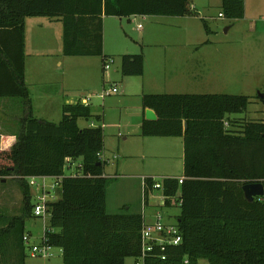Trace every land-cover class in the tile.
Wrapping results in <instances>:
<instances>
[{
    "label": "trees",
    "instance_id": "1",
    "mask_svg": "<svg viewBox=\"0 0 264 264\" xmlns=\"http://www.w3.org/2000/svg\"><path fill=\"white\" fill-rule=\"evenodd\" d=\"M190 5V0H0V99H21L24 106L15 144L9 151L0 149V179L16 180L22 207L15 217L0 214V236L18 238L19 264H25L26 220L35 218L31 177L61 178L60 198L47 204L44 236L60 249L62 264L136 259L144 226L141 214L106 212L109 179L103 173L106 163L97 156L104 148L103 128L77 124L79 119L99 122L101 116L82 101L64 103L58 123L33 115L25 84V19L59 21L63 56L100 57L104 63L103 17L193 16ZM221 16L242 19L244 0H221ZM121 71L141 76L142 55L121 56ZM260 101L263 119L245 121L229 115L246 110L247 96L143 95L142 108L153 110L157 119L143 120L141 135L183 140L182 178L162 181L165 206L180 201L175 223L182 240L164 251L154 248L144 264H264V196L249 202L242 191L246 183L264 186V92ZM69 159L80 161L74 176L64 175ZM153 183L151 178L143 183L144 203Z\"/></svg>",
    "mask_w": 264,
    "mask_h": 264
},
{
    "label": "rangeland",
    "instance_id": "2",
    "mask_svg": "<svg viewBox=\"0 0 264 264\" xmlns=\"http://www.w3.org/2000/svg\"><path fill=\"white\" fill-rule=\"evenodd\" d=\"M190 4L195 9L193 16L137 19L142 27L141 31H137L133 24L126 20L121 23L123 30L107 26L104 51L145 54L143 57L146 70L141 76H124L121 71L122 54L103 52L109 57L108 59L112 60L107 71L108 80L106 82L100 57L63 56L60 22H51L46 17L28 19L25 26L26 81L31 95L35 98L40 97V100H35L34 115L50 122L61 120L62 113L59 106L61 105L59 98L61 86L59 81H55V77L58 79L60 76L58 74L64 71L67 78L65 93L70 95L75 102L88 98L92 113L103 115L106 125L114 124L122 110L134 106L133 98L137 93V83L150 79V73L154 67L152 61L159 54V58L170 62L167 65V85L171 82L172 88L167 86V94L183 93L180 92L184 91V88H181L184 84L182 80L187 79L183 74L186 73L188 76L187 71L190 65L187 61L191 59L189 62H195L192 68L196 65L199 67L203 63L205 80L219 86V90L215 91L216 95L250 97L246 110L229 115L230 119L245 121L263 119V104L259 94L264 92V0H244V16L234 21L219 16L221 0H190ZM205 25L209 32L206 31ZM191 43L198 45L196 50L195 46H190ZM59 62L62 63L60 68L57 66ZM162 62L165 63L164 61L160 63ZM157 67H162V64ZM114 85L119 92L117 96L126 93L130 96L128 101L125 99L117 103L114 97L103 99L99 97L104 90H110ZM46 94H51L52 96L49 97L51 99H46ZM1 101L17 102L15 103L17 105L10 107ZM16 110L24 112L21 99H0V133L12 129L13 121L10 116L15 115ZM91 121L96 125L102 124V121L98 122L96 118H92L90 122L79 119L77 124L83 128ZM117 132L127 133L124 128L103 130V137L107 136L105 155L110 160L103 169L104 176L109 179L106 189V212L110 215L141 214L145 222L151 224L154 221L153 213L158 211L163 215L166 223H175V216L178 215L179 209L176 206L158 207L156 204L160 203L162 197L159 190L149 193L148 204L144 203L142 180L138 171L140 159L133 156L136 155V151L132 139L122 141V137L117 136ZM16 139L17 136L15 142ZM168 140L178 142V144L181 142L178 137H170ZM121 148L132 151L122 152ZM175 149L174 145L171 157L167 161L170 162L176 177H180L183 174L180 161L182 146L178 145V152ZM112 156H117L118 159H113ZM79 164V160L73 161L70 165L67 164L64 175L74 176ZM156 180H161V178L157 177ZM54 182L52 178L46 179L48 185ZM56 188L53 194L54 201L60 198L59 187ZM30 189L34 204L38 190L34 186H30ZM21 203V190L16 180L0 179V213L19 215ZM48 218L49 216L46 215L26 220L25 232L30 234L29 245L41 241ZM23 253L25 264H62V254L56 247H52L50 258H32L28 245H25ZM134 263V258H127L124 261V264Z\"/></svg>",
    "mask_w": 264,
    "mask_h": 264
},
{
    "label": "crops",
    "instance_id": "3",
    "mask_svg": "<svg viewBox=\"0 0 264 264\" xmlns=\"http://www.w3.org/2000/svg\"><path fill=\"white\" fill-rule=\"evenodd\" d=\"M191 8L195 12L194 7L191 6ZM220 15H221V12L219 13V16ZM145 17L181 18V17H177V16H167V15H134V16H131L129 19L124 18V17H112V16L103 17V52L112 53V54H122V56L123 55H137V54L119 53L120 51H118V52L115 51V53H113V51H104L105 47H106V42H105L106 29H107V26H109V27H113V28L115 27L117 30H120V29L123 30V26L121 25V23L123 22V20H126L128 23L133 24L134 28L137 31H141L142 27L140 29L137 28V25L140 24L137 21V19L145 18ZM28 19H32V18L30 17V18L25 19L24 27L26 26V22ZM32 21H35V20H32ZM49 21L52 22L55 20H49ZM57 22H59V21H57ZM205 27H207V26L205 25ZM206 31L209 32L208 29H206ZM25 42H26V40H25ZM190 46H195V50H196L198 45L196 43H191ZM25 48H26V45H25ZM104 55L107 58H109L106 54H104ZM158 55L159 54H157L156 57L154 58V60L152 61L154 67L150 73V79L147 81H142L140 83L139 82L137 83L138 84L137 88H136L137 93L133 98V101L135 103L134 106H132L131 108L122 110L118 114V119L116 120V122L114 124H111V125H106V123L104 122L105 118L103 117V115L101 116V121H102L101 126H102L103 130H107V128H109V129L115 128L118 130L124 128L127 133L121 134L120 132H117V136L122 137V141H128L130 138L132 139L134 150L136 151V155H133V156H135L137 159H140V162H141L140 165L138 166V171L140 172L139 175H140V178L142 180V188H143V178H146V179L151 178L154 180L157 177H160L161 179L178 178L179 177V176L176 177L174 170L172 169L171 164H169L170 162L167 161V159H170V157H171V153L173 151L174 145L176 146V149H175L176 152H178V145L182 146L180 161L182 163V169H183V140H182V138H179L181 142H180V144H178V142L168 140V138H170V137H143L141 135V125L143 123V120H146L145 119V110L146 109L142 108V103H141V98L143 97V95H185V94L186 95H216L215 91L219 90V86L217 84L215 85V84H213V82L211 84L209 80H205V77L203 75V68H202L203 63L200 64L199 67H197L198 65H196L195 68H192L191 66H193L195 64V62H189L191 60V59H189L187 61V64L190 65L188 67L189 69L187 71L188 76L186 73L183 74V75H186L187 79L182 80V82L184 84L181 86V88H184L183 90L185 92L180 91L183 93H179V94L169 93V94H167V86H168V88H172L171 82H169V85H167V65L170 64V62H167V59L162 60L161 58L158 57ZM143 56H145V54H143L142 57ZM161 61H164L165 63H163V62L160 63ZM61 64L62 63L59 62V64L57 63V66L60 68ZM159 64L160 65L162 64V67H160V68L157 67V66H159ZM196 64H198V62ZM145 70H146V66H145V61H144V57H143V73H142V75H144ZM66 72L67 71L65 70V73ZM102 72L104 74L103 77H104V80L106 82L108 80V73L103 70V63H102ZM172 74L173 73H171L169 75H172ZM58 75H60L61 78H60V76H58V79L55 77V81H59L58 83H60V86H61V93H60V97H59L61 100V105H59L60 110H61L62 105L64 103H74L75 101H73L71 99L72 97L70 95L65 93L66 92L65 88H67V85H66L67 84V78H66V75L64 74V71ZM25 84H26L28 91H29L30 90L29 85L26 81V66H25ZM29 94H30L32 110H33V115H34L35 100H40V97L35 98L33 95H31L30 91H29ZM117 95H119V92L117 94H112V95L106 96V97H114L113 99H115V101L117 103H120V102L124 101L125 99L128 101L129 97H130V96L126 95V93H124L122 95L120 94V96H117ZM220 95H222V94H220ZM223 95H225V94H223ZM45 96H46L45 97L46 99H51L49 97H51L52 95L46 94ZM84 99H81V101H83ZM1 103H5V105L10 106V107L17 105V104H15L17 102H12V101H7V102L1 101ZM84 103L89 104L88 101L84 102ZM91 113H92V110H91ZM34 116L39 120L46 121L45 119H43L41 117H38L36 115H34ZM10 117H11V121H13V123L11 124L12 129L10 131H6V132L4 131V132L0 133V149L5 150V151H9L10 147L15 144V137L17 136V134L20 130L19 121L23 117V112L16 110L15 115H12ZM156 119H157V116H156ZM47 122H50V121H47ZM58 122L59 121H57V122L53 121V123H58ZM2 124L4 125V123H2ZM92 126H96V124L91 122L89 124H86L83 128L92 127ZM224 126L226 129L230 128V124L227 122H225ZM105 137L107 138V136H105ZM106 138L103 137V144H104L103 155L105 158L109 159V157H106V155H105L106 154V148H105V139ZM121 150H122V152L132 151V150H128L126 148H123V149L121 148ZM114 157H116V158H114ZM112 158L116 159V160L118 159L117 156H112ZM179 178H182V176H180ZM152 192L153 191H150L149 193H152ZM148 200L149 199H147L146 204H148ZM156 205L158 206L159 202ZM0 214H3V213H0ZM5 214L7 216L9 215L6 212H5ZM5 214H3V215H5ZM9 216L15 217L17 215H9ZM47 224H48V221L45 224L44 228L47 226ZM43 232H44V229H43ZM27 234H29V233H27ZM0 237H1V239L3 238V241L0 244V264H19L20 254H21V245H20V242H18V238H15L12 234H4V235H1Z\"/></svg>",
    "mask_w": 264,
    "mask_h": 264
},
{
    "label": "built area",
    "instance_id": "4",
    "mask_svg": "<svg viewBox=\"0 0 264 264\" xmlns=\"http://www.w3.org/2000/svg\"><path fill=\"white\" fill-rule=\"evenodd\" d=\"M221 16V15H220ZM137 28L140 29L141 26L137 25ZM112 63L111 59H106L103 63V70L107 72L109 69L110 64ZM118 89L115 86H112L110 90H104L102 94L100 95L101 98H104L106 96H110L112 94H117ZM88 98H85L82 102H87ZM99 159L105 163H109V159L105 158L103 155V152H100L97 154ZM116 158V157H114ZM73 161L68 160L67 164H71ZM80 166V164H79ZM78 166V167H79ZM47 177H31L28 179V184L31 187H36L37 192L35 194V203L33 204L32 213L35 218H40L44 216H49L48 213V206L47 204L49 202L54 201L53 194L57 190V186H60L61 178H52L55 180L53 184H46ZM146 180V178H143V183ZM153 180V179H152ZM154 179V183L152 185V191L153 190H159L162 193V181ZM38 181V182H37ZM179 184L182 182V179H178ZM160 203L158 207H166L165 201L167 200L166 197L162 195L160 199ZM146 204V203H145ZM180 205V201L177 204H174V206L178 207ZM154 221L153 223H146L144 220V226L140 232V255L135 259L134 264H144V260L147 255L150 254L154 250V248H160L161 251H164L166 247L168 246H176L181 243V235L180 232L176 226V223H166L164 221L163 215L156 211L153 213ZM45 231V228H44ZM29 237L30 234L25 233V235L22 238L23 244L28 245V248L30 250V256L32 258L40 257V258H50L51 255V249L52 247L47 243V239L44 236V232L41 237V241L39 243H34L29 245ZM165 257L161 255V259H164Z\"/></svg>",
    "mask_w": 264,
    "mask_h": 264
},
{
    "label": "water",
    "instance_id": "5",
    "mask_svg": "<svg viewBox=\"0 0 264 264\" xmlns=\"http://www.w3.org/2000/svg\"><path fill=\"white\" fill-rule=\"evenodd\" d=\"M259 97H262V94H259ZM145 119L148 121H155L156 115L150 110H145ZM242 191L245 199L249 202H252L255 198L262 197L264 195V186L260 182L246 183L242 186Z\"/></svg>",
    "mask_w": 264,
    "mask_h": 264
}]
</instances>
